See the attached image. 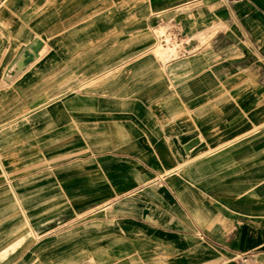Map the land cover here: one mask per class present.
<instances>
[{
	"label": "crops",
	"instance_id": "0c3cea01",
	"mask_svg": "<svg viewBox=\"0 0 264 264\" xmlns=\"http://www.w3.org/2000/svg\"><path fill=\"white\" fill-rule=\"evenodd\" d=\"M25 1L0 2L19 11ZM5 7L0 23L18 25ZM143 8L151 26L175 22L202 42L190 38L189 53L156 54L123 71L113 95L101 83L69 98L99 114L86 137L103 136L91 147L98 156L51 177L68 188L83 239L49 255L63 242L28 245L26 226L0 225V264H264V0H147ZM42 36L21 76L45 54Z\"/></svg>",
	"mask_w": 264,
	"mask_h": 264
},
{
	"label": "rangeland",
	"instance_id": "374dc122",
	"mask_svg": "<svg viewBox=\"0 0 264 264\" xmlns=\"http://www.w3.org/2000/svg\"><path fill=\"white\" fill-rule=\"evenodd\" d=\"M145 2L26 0L19 11L6 9L7 3L0 7L1 14L5 7L18 23L12 27L0 23V225L26 226V236L21 239L26 237L28 245L42 240L63 242L44 254L64 256L65 242L83 239L82 218L74 219L73 212L68 211L73 204L66 197L68 188L51 179L55 168L89 155L98 156V150L91 147L103 138L100 134L86 137L83 131L98 128L99 114L77 105L78 100L67 103L69 98L93 94L101 83H108V94L113 95L123 71L151 63V56L159 55V61H165L189 53L195 47L190 38L202 42V35L194 37L175 22L165 25L159 21L151 26V15L143 8ZM5 19L9 21V17ZM17 27H22V34ZM24 34L32 37L22 42ZM42 35L47 37L45 54L21 76L26 66L16 68L14 61L23 47ZM165 36L166 44L162 41ZM115 64L121 66L85 83ZM37 84L41 87L35 88Z\"/></svg>",
	"mask_w": 264,
	"mask_h": 264
},
{
	"label": "bare ground",
	"instance_id": "6f19581e",
	"mask_svg": "<svg viewBox=\"0 0 264 264\" xmlns=\"http://www.w3.org/2000/svg\"><path fill=\"white\" fill-rule=\"evenodd\" d=\"M41 39L38 38L33 43L23 47L19 57L14 61L16 68H23L25 66L28 67L27 65H29V63L32 60H34V58L39 53L41 47H43V38H41ZM167 40L168 39L166 38V36H165V38L162 39V41L165 42L164 44H166ZM38 41H39V45H38ZM9 74H12V72ZM5 81H7V80H5ZM8 82H9V80H8ZM193 143L194 142L188 144V146L190 147Z\"/></svg>",
	"mask_w": 264,
	"mask_h": 264
},
{
	"label": "water",
	"instance_id": "95a60500",
	"mask_svg": "<svg viewBox=\"0 0 264 264\" xmlns=\"http://www.w3.org/2000/svg\"><path fill=\"white\" fill-rule=\"evenodd\" d=\"M38 45H39V41H38ZM144 214L146 213V210H144V212H143Z\"/></svg>",
	"mask_w": 264,
	"mask_h": 264
}]
</instances>
